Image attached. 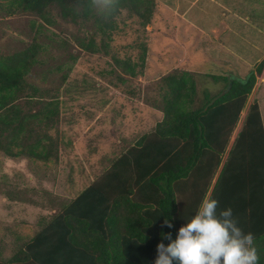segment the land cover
<instances>
[{"label":"trees","instance_id":"16d2710c","mask_svg":"<svg viewBox=\"0 0 264 264\" xmlns=\"http://www.w3.org/2000/svg\"><path fill=\"white\" fill-rule=\"evenodd\" d=\"M0 11L29 14L47 25L56 18L86 25L91 31L76 35L75 47L110 57V73L120 82L144 76L149 65L156 0H0ZM132 20L144 39L139 29H127ZM129 33L135 38L120 45L125 56L112 54L115 41ZM44 52L37 35L18 50H0V153L54 164L62 157L59 93L32 76L43 66ZM69 58L77 60L72 54ZM263 67L264 60L243 79L176 69L153 81L145 102L162 113L161 121L125 145L76 196L66 197L59 174L58 185L45 193L56 207L39 218L33 237L17 239L25 245L0 264H153L161 233L175 238L209 194L219 201L218 210L231 207L239 226L253 233L258 264H264V127L256 101L248 105L229 146ZM201 79L224 89L213 95L199 88ZM70 172L63 183L72 179ZM15 196L9 199L23 200ZM165 217L172 228L163 226Z\"/></svg>","mask_w":264,"mask_h":264},{"label":"rangeland","instance_id":"374dc122","mask_svg":"<svg viewBox=\"0 0 264 264\" xmlns=\"http://www.w3.org/2000/svg\"><path fill=\"white\" fill-rule=\"evenodd\" d=\"M174 1L157 0V11L153 19L155 30L159 32L166 30L164 20L180 18L183 9H187L188 16L196 17L202 14V9H208L207 20L214 22L219 18L221 11L229 8L241 17L257 21L259 28L264 27V0H213L214 2L197 0L195 5H190V0H182L178 14L173 12ZM167 8L172 11H167ZM31 24L34 25L32 31ZM129 27L139 29L138 35L141 40L144 39L135 20L128 23L127 29ZM38 29L40 33L35 34ZM88 30L91 31L84 24L79 27L64 23L59 18H56L55 24L47 25L41 19L29 14L8 16L0 11V50L6 53L18 50L29 44L31 36L37 35L45 52L41 56L43 66L35 68L32 76L35 81H39L40 86L49 87L59 93L62 111V123L59 125V135L62 136L60 140L62 157L59 163L53 164L52 161L40 163L23 157L10 159L0 153V232L3 228L14 229L17 226L25 227L29 232L37 231L39 218L50 215L52 208L56 207L49 205L45 196L46 191L50 192L58 185L59 174L62 177V188L67 187L69 182L63 183V180L67 179L70 166L74 169L75 183L70 187L69 196L74 197L83 190L87 182L92 180L93 174L107 167L109 159L116 156L124 142L131 139L132 135H128L124 129L126 122L130 120L127 119L128 111L131 112V109L138 105L143 106V101L140 99H145V95L150 92L151 83L178 66L180 58L177 51L174 49L168 52L159 51L162 46L174 41L175 31L172 29L167 35H158L155 42L150 44L151 66L146 73L147 79L138 77L120 82L116 79V75L110 73L113 67L110 57L86 54L75 47L74 37L83 35ZM133 38L135 37L132 33H129L128 36L117 39L112 45L111 53H122L123 56L125 53L120 45L130 44ZM63 39L66 45L62 44ZM131 52L127 50V54ZM257 53L260 55L262 52H254ZM71 54L77 56L75 62L69 58ZM195 60L201 61L204 58H195ZM191 61L193 62V59ZM244 67L234 66L236 77L242 79L247 77L250 69ZM209 69L211 68L203 67L195 70L205 72ZM63 76L67 78L65 81L61 80ZM255 84L229 146L237 135L247 107L252 101H256L259 105L264 127V75L257 76ZM199 88L208 89L214 95L223 90L224 85L211 79H201ZM128 90H132L134 95L127 94ZM141 111L142 108H139L138 112ZM154 116L145 115L143 121L152 122ZM226 154L227 152L223 154L222 160ZM71 173L72 171L70 172L72 178ZM9 196L22 197L23 200L13 201ZM27 199L37 204L33 205ZM27 234L24 232L22 235L24 237ZM9 236L12 238L13 235Z\"/></svg>","mask_w":264,"mask_h":264},{"label":"crops","instance_id":"0c3cea01","mask_svg":"<svg viewBox=\"0 0 264 264\" xmlns=\"http://www.w3.org/2000/svg\"><path fill=\"white\" fill-rule=\"evenodd\" d=\"M181 1L182 0L174 1V13L178 14L181 10ZM196 1L197 0H190V5H195ZM167 11L170 12L172 10L167 8ZM159 12L161 13L160 10ZM182 12L183 13H181L180 18L176 17L174 20H171L170 18H168V20H164L167 28L162 32L155 30L153 26L154 35L149 39V43L151 44L155 42L158 35H167V33L172 29L175 31L174 41H170L159 49L161 52H168L169 50L174 49L177 51L178 57L180 58L178 61L179 63L177 64L178 66L172 68L168 72L176 69H183L185 71L199 74L216 73L236 77L234 66L243 65L245 66L244 69H250L249 71H251L264 59V27L259 28L257 21H251L246 17H241L229 8L221 11L219 18L214 22L207 20V16L209 14L208 9H202V14L198 17L195 15L188 16L189 13H187V9H183ZM185 14H187V16H185ZM254 52L262 53L258 55V53L254 54ZM150 53H152V51H150ZM195 58H204V60L196 61ZM149 59L150 56L148 58L149 65L146 68L144 76H139L141 79H147L146 73L151 66ZM191 59H193V62ZM203 67L211 69L205 70V72L195 70ZM263 75L264 67L261 72L262 77ZM140 100L143 101L144 105L133 107L131 109L132 111L129 112V110L127 113V119L129 118L130 120L126 122L127 125L124 129L127 134L132 135V137L129 141L124 142L119 153L125 145H132L135 139L150 132L162 119V113L160 111L150 107L145 102V99ZM139 108H142L140 113L138 112ZM151 114L155 115L152 122L148 123L143 121V117L145 115ZM113 158L109 159V161ZM109 161L107 165L109 164ZM69 169L72 171V179L67 185L66 197H71L69 196V190L70 187L73 186V183H75L74 169L71 166ZM94 176L95 175L93 174V177ZM24 232L29 234L23 237L22 234ZM35 233L36 231L29 232L28 229L21 226L14 227V229L3 228L0 232V260L3 262L10 260L13 256H15L18 248L25 245L26 242H17L18 238L28 240L33 237ZM9 235H13L12 238ZM11 239L13 241H10Z\"/></svg>","mask_w":264,"mask_h":264},{"label":"clouds","instance_id":"9594fccd","mask_svg":"<svg viewBox=\"0 0 264 264\" xmlns=\"http://www.w3.org/2000/svg\"><path fill=\"white\" fill-rule=\"evenodd\" d=\"M218 204L209 194L175 238L171 232L161 233L153 264H258L253 233L239 226L231 207L218 210ZM163 226L172 228L171 220L165 217Z\"/></svg>","mask_w":264,"mask_h":264}]
</instances>
